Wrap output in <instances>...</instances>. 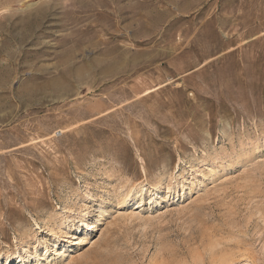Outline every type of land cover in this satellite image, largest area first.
Wrapping results in <instances>:
<instances>
[{"label": "rangeland", "instance_id": "374dc122", "mask_svg": "<svg viewBox=\"0 0 264 264\" xmlns=\"http://www.w3.org/2000/svg\"><path fill=\"white\" fill-rule=\"evenodd\" d=\"M6 261L264 264V0H0Z\"/></svg>", "mask_w": 264, "mask_h": 264}, {"label": "bare ground", "instance_id": "6f19581e", "mask_svg": "<svg viewBox=\"0 0 264 264\" xmlns=\"http://www.w3.org/2000/svg\"><path fill=\"white\" fill-rule=\"evenodd\" d=\"M57 252V251H56ZM63 252H61V253H59V254H62ZM21 263V262H20ZM5 264H12V262H10V261H6V263Z\"/></svg>", "mask_w": 264, "mask_h": 264}]
</instances>
